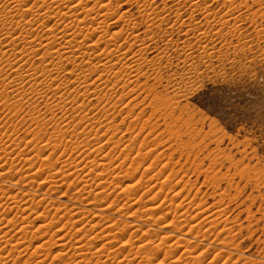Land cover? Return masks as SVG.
Returning a JSON list of instances; mask_svg holds the SVG:
<instances>
[{
    "label": "snow or ice",
    "instance_id": "6c2138e0",
    "mask_svg": "<svg viewBox=\"0 0 264 264\" xmlns=\"http://www.w3.org/2000/svg\"><path fill=\"white\" fill-rule=\"evenodd\" d=\"M88 4H91L92 7H87L86 5ZM24 5L25 4L22 5L24 15L27 13H34L33 20L27 21L26 23H34L37 20H41V17H43L38 27L42 28L44 32L53 34L56 29L60 27V24L63 23L61 18L69 17V13H71L73 9L81 10L84 14V19H77V16L80 15V12H77L71 16L70 23L64 24V29H62V31L75 26L79 31L72 34L73 39L82 31L86 33L84 40L89 39L92 34L99 32L100 39L88 46L93 49L98 48L103 42L115 44L116 41L120 37L125 36V34H127L128 38L124 40L123 44L117 45L113 51L110 52L105 50L104 52L96 54L100 57L119 56L116 63L120 64L121 61H123V64H121V67L117 71H113L116 65L111 62L93 65L91 60L84 61L85 64L89 65L88 71H77V69L82 68V65L75 64L74 61L69 60L68 62L73 63L74 67L71 72H65V61L61 58L62 53L59 49L54 53L46 50L44 56L37 57L41 62L48 56L56 57L55 61L52 62L54 66L51 71L40 73L41 76H44V79L41 80L40 83H35L38 77H36L34 73L38 71V69H32L31 73H21L20 69H16L17 76L15 80L5 83L7 77L3 76V73L6 71V68L0 67V77H3L0 79V112H2V115H0V130H2L0 131V161H4V163H0V169L4 168L5 164L9 163L7 159L11 155L8 151L11 147L8 143L9 140L16 144L17 148H20L21 143H24L25 147H27L36 141L37 147L34 150L37 151V153L45 149H51V153L43 159H41L39 154L33 158L34 160H39L41 163V166L37 168L35 172H31V170L28 169L33 177L30 181L32 184L36 183V176L47 173V178L41 180L39 186L34 191H24V189L29 186L24 182L28 180V176H20L14 183L10 179H7L10 176H19L22 171L19 169L14 171V169H16L14 163L11 164L6 171H0V181H3L0 183V233H3L0 235V245H2L0 246V253H5V249H9L5 255H0V264H9L10 260L11 264H13V261L16 262L26 254L28 255L27 260L31 258V264H45V262H47V264H79V260L76 259L72 261V257L80 256L79 248L81 245L78 241L84 237L87 229L81 231L82 227L77 228L76 224L75 231L79 232V239L74 237L71 240V244H69V233L72 229L64 227V224L61 227H56V225L60 223V220H63V215H60L58 219L55 216L53 217L54 219H48L47 214L50 211L49 207L45 206L42 212H38L37 210L40 209L45 201H47L49 205L54 201L49 199V197L54 193H59L61 186H63V182L66 181L68 176L73 175V173H69L67 169L76 168V166L65 164V160L62 163L59 157L53 159L57 151H60V156L72 152V145L77 142L61 141L59 138L66 134H71L75 137L84 136V140L77 145L76 152L80 149L84 151L88 150L86 147L90 143L88 132L84 130L81 132L76 131L85 121H88L95 131H99V129L95 127L96 125L106 127L102 136L92 137L93 140L97 141L103 137H108L103 144H98L97 147L92 148V152L99 154L106 146L111 145L110 152L106 153L105 157L102 159H109L112 157V153L117 149H120L121 155L125 152H130L132 144L140 133L145 132L146 129H150L144 136V142L140 143L138 146L134 159H138L140 163L132 172L133 175L143 168L144 175L127 187L121 188L118 183H114L110 187L113 191L119 189L120 195L130 197L134 190L141 187L144 188V193L141 196L144 198V196H146L145 190H147L148 195V193L152 192L153 187L156 186L153 184L151 187H147L146 184L157 181L160 185H164V192L166 187L169 190L173 185L182 184V187H180L178 191H173V195L176 198L181 197V193L185 192V190H187L188 195L189 192L193 193V190H195V195L191 194L193 200V198L197 197V191L206 187L209 191H212V199L215 200V204L213 205H216L215 208H218L219 217H224L223 220L217 218L213 221V224L224 223L231 225V227L221 229L217 234L219 237V235L227 233L225 239H219L221 242L227 239V244H219L222 247L219 250H215L214 246L217 245V242L216 239H213L209 241L206 247L201 249V245L204 239H206L205 234L200 232L193 235V230L197 228L198 225L188 227V231L185 232L184 229L187 227V224H184V219L190 222L196 220L197 216L203 215V212L208 211V208H204V204L207 203V200L202 198L203 204H201L200 200L199 203L192 205L191 209L196 213L195 215L185 216V212L181 213L179 216L183 219H177L175 227L172 226V219L168 220V217L171 215H168L166 218H162L161 215L155 216L157 223L154 227L158 231V235H156L150 233L148 227L142 228V225L148 224L138 217L135 218V223H124V219H133V213L135 211L124 216L123 219H113L116 213H121L123 215L126 209L125 207H117L116 200H113L115 204H113V201L108 202L106 197L107 195H111V193H108L107 189H105V198L100 199L103 203L99 204L105 206L99 208L96 212V217L105 216L104 213L112 210L113 215L106 216L110 217L112 222L107 223V221H101V223L106 224L108 229H112V231L108 233L111 239H108L107 236L101 237L99 233H96V229L100 228L101 224L98 223L99 227H96L97 224H93L92 227L94 230L90 233L96 234L90 235L89 233L88 239H92L99 235L100 239H105L107 241L105 243L107 247H104V245L102 248L95 249L94 251L92 250L93 253H99L100 255L107 254V257L112 259V253L115 252L119 254L123 249L134 248L135 251L129 252L128 254L131 255L132 260H137L138 256H143L145 253H152L154 249L162 244L164 248L172 249L167 264H237V261L241 258V253L247 250L248 246L237 250L235 247L236 242L243 240L249 235L256 236L260 229H264V148L255 152L254 149L257 145L246 143L243 135L238 139H230L223 135L218 127L213 126L210 128L206 123L201 124V117L193 114L191 109H187L183 101L189 96V89L197 87L200 81L205 79L206 73L211 75L217 72L231 75L232 70L244 66H252L260 50L264 48V0H211V2H209V0H159V3L157 0H76L75 3L73 0H35L32 7L25 8ZM37 5H39V8L47 7L50 11L56 12V15L50 17L48 12L39 13ZM53 5H56V8H53ZM61 5L66 8L69 5H71V7L68 8V12H61L59 11ZM185 5L193 9V14L189 16L187 20L182 21L181 16L183 13L179 11V8H184ZM214 6L218 7L214 9ZM188 8H185V11H188ZM196 9H198L199 12H196ZM210 9L214 10L210 11ZM101 10L104 11L101 13ZM160 12H164L166 15L161 17ZM221 12L223 15H220ZM93 13H96V15H92ZM197 14H203L204 24L196 20L195 17ZM209 16L214 18L220 16V18L218 20H209ZM224 16H228L229 20L234 21V23L230 24L229 20L224 19ZM113 17H115V19H113ZM170 18L178 23H173L168 27L162 28L161 26L166 24L167 20ZM48 19H56L57 23L51 28H45L44 21ZM258 19L261 22L260 24H257ZM88 21L96 23L97 26L95 28L91 26L87 28L81 27ZM121 24L122 27L120 30L110 36L108 29L114 25ZM205 24L207 25L206 30L198 31L201 27H205ZM215 24H219L221 27L213 32L212 27H214ZM186 27L187 30L182 31V29ZM141 28H143L144 31L139 35L135 37L131 35L134 30ZM249 28L252 29L251 32L248 31ZM28 34L30 35V33ZM141 36L151 43L145 44L144 40H141ZM180 37H184V39L181 40ZM217 37H219V40H217ZM4 39H7V36H0V44H2ZM20 39L21 37L15 38V40ZM48 39L49 44H51L53 40L58 38L52 35ZM59 39H62V37ZM129 39H131L133 43L128 46L127 51L121 53L120 48L123 47L124 44H128ZM15 40L12 42L15 43ZM84 40L79 42V48L73 49L71 47L72 40L67 41L65 44L61 45V47L65 51L79 52L80 49L85 46ZM136 41H140V43L137 44ZM221 41L224 42L221 43ZM233 41H235V43H233ZM31 43V41H25L26 46L24 52L28 55L29 59L39 50L32 49ZM217 44H219V47H217ZM152 45L156 46L158 54L153 59H147L145 53L148 52V49ZM4 47L7 46L5 45ZM40 47L47 49V45L44 44H41ZM133 48H137L138 50L129 57L133 63L128 64L124 58L128 56V52H131ZM13 55L18 54L13 53ZM91 55L92 54L89 52H81V55L77 57V59L83 60L84 56ZM7 56L8 54L6 52L0 51V64L10 67L12 63H18V61L14 59H8ZM21 67H23V65H21ZM46 68L47 66H45V69ZM145 68L147 69L146 71L143 70ZM101 69H103V71L96 77V80L92 81V84H96L97 81L103 83L104 81L102 78L104 77H107L108 80H115V83L112 84V88H109L107 93H104V90L99 86H97L94 92H89L88 88L92 85L86 84L85 81ZM53 72L56 73L55 77H52ZM28 75L32 76L33 86L25 90L24 85L19 83V81L23 80L24 77ZM49 77L52 78L50 79ZM69 77H74V79H68ZM122 80L125 81V83L121 84ZM57 81L59 83H57ZM13 84H16L20 92L25 96H30V98L31 96H35L38 101L46 100L47 102L44 104V110L41 111L35 103L28 105L27 101H25L24 104L21 105L20 100L10 101V93L7 90ZM53 84H56L55 88L52 87ZM71 85H76V87L69 92L68 89ZM117 85H120L117 91L127 89L118 97L113 91ZM129 85L134 86L129 88ZM81 88L84 89L83 93L79 91ZM61 90L68 95H73L74 93L78 94L74 95L71 101H68L63 95H56V93L61 92ZM49 93L52 95L49 96ZM80 96L84 97L85 103L77 104V100L80 99ZM88 96H94L97 100V107L95 109L96 116L104 113L102 119H96L95 116L90 117L88 115V112L93 111L92 108L88 107L91 103V101L88 100ZM113 97L116 99L115 103H111ZM127 97H132V99L123 104V107L120 108L119 111H116L119 102ZM141 97H143V99H141ZM101 100H108L113 111H116V115H120L121 112L127 110L118 124L108 121L109 113L107 107L99 106V101ZM54 101L61 102L55 103ZM145 101H147V103H145ZM64 104L74 106L71 109V113H68V109L64 107ZM208 106H211L213 115L226 107L219 99H209L206 97V103L201 104V107ZM25 107L29 108V112L26 113V115L37 127L21 132L20 128L17 127L20 121L14 123H9V121L13 120V118L18 116L21 112H24ZM77 109H79V111H77ZM85 109H88V111H85ZM138 109L139 113L134 116L133 113H136ZM58 111L61 113L59 117L56 115ZM149 111L150 114L146 119H143L141 123V118ZM45 113L48 114L49 119L55 126V130L47 143L39 144L37 137L42 133L46 134L47 126L49 125V119H44ZM64 113H68L69 115L74 113L75 115H72V120H76L77 116H79L80 119L69 128L67 124L63 123L64 120H68V115H64ZM229 115L230 113L224 112L221 116V120L225 122V127H228ZM235 115L239 117L241 114L237 110L235 111ZM129 118H131V124L135 125L141 123V126L139 131L136 132V135L132 136L131 140H129L131 143L128 142V144L121 149L120 145L123 141V136L129 135L134 129L129 128V132L123 133L120 140H117L115 143H113L112 138L120 133V127L124 125L126 121H129ZM246 118L247 117H244V119ZM114 119L115 117H113V120ZM105 121H107V126L105 125ZM68 123L70 124L71 120H69ZM85 127L87 128L88 125H85ZM233 127H228V130L230 132L233 131ZM8 128L13 130L11 134H9ZM160 128L163 130L158 132L157 129ZM37 129L39 130L37 131ZM154 132L156 136L153 137ZM109 133L112 135L109 136ZM22 135H30L32 139L27 141L20 140L19 138ZM13 137H16V139H13ZM148 137H153L152 141H149ZM54 140L59 142L53 143ZM149 143H153L155 146L148 147ZM164 145H168V149H165V151L171 150L170 154L167 156V162L161 165L160 170L157 171L155 175L148 176V173L152 172L158 161L162 159L164 153H159L146 168L144 167V162L152 153L156 152L157 148H163ZM145 149L147 150L145 151ZM23 151V149H20L21 153H23ZM92 152H89V155H91ZM177 156L178 159L173 161V158ZM70 159L71 156L69 155L66 160ZM119 159L120 155H116L109 159V161L113 163L115 160ZM125 159H127V157H125ZM181 161H184L185 164L190 162V167L185 169V167L181 165ZM25 163H30V161H25ZM80 163L84 162L80 161ZM86 164H84L85 168H87ZM100 164L101 163H97L96 161L94 170L88 168L89 171L85 173V176L90 177L93 173H95V176H99L101 171L96 172V169L101 168L99 166ZM103 164L108 165L109 163ZM57 165H61L60 170L53 171V169H56ZM177 165L180 166L178 169L176 167ZM31 166L34 167V165ZM170 166L172 167V171L161 180L160 177L163 175L164 170L168 169ZM117 167L122 168L123 161L121 164L117 165ZM83 171V168H79V172ZM112 171H114V169H111V172ZM181 173H183L181 179L175 180V177L179 176ZM189 173H191V175H189ZM107 176L108 173L105 171L104 177ZM193 176H195L197 180L203 177V183L199 186H197V183L190 184L188 188L185 189L181 181H185V177H187L186 181L192 180ZM145 177H147V181ZM57 178H59L61 182L59 186ZM80 178L74 179L71 183H68L67 188L69 190L76 188V185L82 182ZM101 178L102 177H100L99 180L101 183L105 184V180ZM238 179L243 183L242 187L240 184H235L234 186V182ZM173 180H175L174 184L172 183ZM205 180H207V184H205ZM73 183L74 186L69 188V184ZM93 184H96V181H93ZM44 185H49L48 191L37 199L39 188ZM169 185H171V187H168ZM222 185L226 186L224 191H220ZM96 187H100V184H96ZM13 189L16 190L15 194L9 195L8 192ZM82 189L83 187L77 188L76 191L71 192V194L70 191H64L58 199L74 196L77 192H82ZM89 189H91V186ZM249 189L250 192L247 198L241 200L245 190ZM89 191L92 193V196L102 195V193H96L94 189ZM206 193L208 192L204 194ZM232 193H235V195H232ZM252 193H258V195L253 196ZM82 195L84 196V202L87 200L89 204L92 203V200H88V197L91 196L87 193H82ZM155 195H152L150 199ZM217 195L220 197L218 200L216 199ZM17 197H20V199H16ZM24 197H28V200L32 201L30 209L23 207L24 204L28 203V201L24 200ZM157 199H155V201ZM185 199H187L189 203L192 201L188 199L187 195L184 196L182 200ZM258 202L259 206L256 208V212H253V207H255ZM133 203L136 204V200H133ZM161 203H164V201ZM179 204L180 202L175 205ZM99 205H97V207ZM213 205H210V207L213 208ZM220 205L224 207H219ZM232 205L236 206L234 211L236 209L240 211L234 219L229 220L228 217L225 216V212H227L228 208ZM85 207L87 208V204H85ZM160 207L161 205L158 204L155 208ZM184 207L185 205L178 207L177 211ZM197 209H200V211H196ZM13 210H15V214L9 218L8 214L12 213ZM26 212L28 215H24ZM245 213H247L246 225L237 224V220ZM72 215H76V213L73 212ZM38 216L47 220V223L33 228L35 221L41 219H38ZM206 219L207 218H205V220ZM145 220H147V217H145ZM85 221L87 220L85 219ZM117 221H119V223H117ZM125 224L129 225V227H125ZM233 228L237 229V231L234 232ZM4 229H8V231H4ZM160 229H167L169 231L165 233L164 230L159 231ZM9 232H12L13 235L9 236ZM49 232H51L49 239L52 240V245H49L48 239L29 252L32 242L37 239L43 240V237L48 236ZM58 233H63L64 235L58 236ZM259 233L260 236L264 235V232L259 231ZM17 235L20 236V239H16L15 242H13ZM165 237H167V239H165ZM233 237L234 239H232ZM60 241H63V243H60ZM138 241L139 244L137 246ZM169 241H171V243H169ZM60 244H63L64 247H60ZM228 244L232 246L229 247ZM20 245H25V247L13 258V254L17 253V248H19ZM45 245H48V247H45ZM77 245H79V247H77ZM109 246H113L111 251H108ZM56 248H59L60 251L53 254V249ZM74 248L76 251H73ZM179 249H183V251L177 255V250ZM198 249L201 250L197 251ZM161 252L163 251L156 252L155 257ZM59 253H63V255H58ZM193 253H195V255ZM9 257H11V259H9ZM88 257L89 256H85L84 259H89ZM248 257L250 260L248 262L241 261V264H264V255L258 256L255 250L248 251ZM127 258V255H125L122 259L113 260V264H125ZM163 259L164 256L158 261H163ZM27 260L23 261L22 264H25ZM102 262L103 264H107L106 260Z\"/></svg>",
    "mask_w": 264,
    "mask_h": 264
},
{
    "label": "rangeland",
    "instance_id": "374dc122",
    "mask_svg": "<svg viewBox=\"0 0 264 264\" xmlns=\"http://www.w3.org/2000/svg\"><path fill=\"white\" fill-rule=\"evenodd\" d=\"M157 2L159 3V0H157ZM209 2H211V0H209ZM216 7H218V6H214V9ZM185 8H188V5H185L184 8H179V11L183 13V15L181 16V20L182 21L187 20L188 17L193 14V9L188 8V11H185ZM214 9H210V11H212ZM195 11L199 12L198 9H196ZM43 12L44 11H42V13ZM160 15H161V17H163V16L166 15V13L160 12ZM220 15H223V13L221 12ZM231 15H234V14H231ZM195 18H196L197 21H200L202 24L205 23L203 21V14H197ZM219 18H220V16H216L215 18L212 17V16L208 17L209 20H218ZM113 19H115V17H113ZM224 19L225 20H229V17L228 16H224ZM173 23H178V22L175 21L174 19L170 18V19L167 20L166 24L162 25L161 27L162 28L168 27V26H170ZM229 23L230 24L234 23V21L229 20ZM260 23L261 22L258 19L257 20V24H260ZM0 24H1L0 25L1 26L0 30L2 28V30L0 31V34H1L0 36H7L6 33L9 32L8 31L9 29H10V31L12 29L13 30L12 32H14V33H16L18 31V33H16V34L19 35V33H21L23 31V29H24L21 25H19V26H21L22 28L18 27V24L16 23V24H13L14 26L10 25L11 27L7 28V31H6V29L3 27L4 26L3 22L0 21ZM52 24L53 23H49L47 25H52ZM114 26L115 27L117 26V27L120 28V27H122V24L121 25H114ZM7 27H9V26H7ZM206 27H207V25L205 24V27H201L200 29H198V31H205ZM220 27H221V25L215 24V26L212 27V31L215 32ZM245 27H247V26H245ZM186 30H187V27L185 29H182V31H186ZM4 31H6V33ZM19 31H21V32H19ZM111 31H113V29L110 30L109 32H111ZM143 31H144V29L141 28V29H137L136 32L138 34H140ZM225 31H226V29H225ZM248 31L251 32L252 29L249 28ZM149 35H151V34H149ZM170 35H171V33H170ZM141 37H143V36H141ZM180 39L183 40L184 37H180ZM8 40H10V41L8 42ZM217 40H219V37H217ZM11 42L12 41H11L10 37L7 36V39H4L2 41V44H3V46L6 45L7 46L6 48L9 49V48H11V45H12ZM123 42H124V40L119 41V45L123 44ZM223 42L224 41H221V43H223ZM150 43H151L150 41L146 40V44H150ZM214 43H215V41H214ZM233 43H235V41H233ZM130 44H131L130 42H128V44H124V46L122 47V52L127 51L128 46ZM103 45L104 44H102L100 47H103ZM8 46H10V47H8ZM217 47H219V44H217ZM95 49L94 50L97 52L98 49L97 48H95ZM136 49L137 48H133L131 52H128L127 58L131 57L138 50V49L137 50ZM157 54H158V50L156 49V46L152 45L148 49V52L145 53V56L147 57V59H153L154 57H156ZM36 59H37V57L34 59L35 62H36V65L37 64H42V63H39V62H41L39 59H37V60ZM96 63H98V61H95L92 64H96ZM87 66L89 68V65H87ZM0 67H5L6 68V71L3 73V76H6L8 79L5 80V82L7 83L8 81H10V79L12 81V78H10V76L13 77V75H14V69L12 68L13 66L10 68L7 65L4 66V65L0 64ZM70 68H68V72L70 71ZM143 70L146 71L147 69L145 68ZM64 71L67 72L66 70H64ZM2 78L3 77H0V79H2ZM40 79L43 80V77L40 76L38 78V83L41 81ZM68 79H74V77H69ZM102 79H103L104 83L101 82L102 84H101L100 88H102L104 90V93H105V91L106 92L108 91L109 87L112 88V84L115 83V80H108L107 77H104ZM123 83H125V81L122 80L121 84H123ZM104 84H106V85H104ZM107 84H109V85L107 86ZM24 86H25V88H24L25 90H28L30 88L29 84H26ZM133 86L134 85H129V88H131ZM75 87H76V85H71L69 87L68 91L71 92L72 89L75 88ZM119 88H120V85H117L116 88L113 89V91L116 93L117 97L121 96L123 91L127 90V89H122L120 91H117V89H119ZM7 91L10 93V96H9L10 97L9 98L10 101L20 100L21 101V105H23L25 101H27L28 105H32V104L35 103L37 105V107L41 111L44 110V104L47 102L46 100L38 101L35 96H31V98H30V96H25V95L23 97H18L17 93L15 94V92L13 91V89L11 87ZM189 91H190L189 96H187L184 99L183 102H184V104H185L187 109H191L193 111V114L198 115V116L201 117V120H200L201 124H205L206 123V124H208V126L210 128L213 127V126L218 127L220 132L223 135H225L227 138H230V139L231 138H237L238 139L241 135H243L244 141L246 143H252V144L257 145V147L254 149L255 152H258V151L261 150V148H264V48H262L260 50V52L258 53L257 59H256V61L253 62L252 66H250V67L249 66H244L242 68H237L235 70H232V74L231 75H227V73H217V72H214L211 75L206 73L205 74V79L201 80L197 87L190 88ZM77 94L78 93H74L73 95H68V101H71L74 98V95H77ZM48 95L51 96L52 94L50 95V93H49ZM58 96H60V94H58ZM206 97L209 98V99L217 98L224 105H226V107L223 108L221 111H219L217 114L213 115L211 106L201 107V104L206 103ZM131 99H132V97H127L124 100L120 101L116 111H119V109L123 107V104L127 103L128 100H131ZM141 99H143V97H141ZM88 100L91 101V103L88 105V107L93 109L92 112H88V115L90 117L95 116L96 119H102L104 113H101L99 116H96L95 109L97 107V100L95 99V97L94 96H92V97L88 96ZM77 102H78L77 104H82V103H85L86 101H85L84 97H81V101L80 102L77 101ZM115 102H116V99H115V97H113L111 103H115ZM145 103H147V101H145ZM99 106L100 107H107V111L109 113L108 121L110 120L114 124H118L119 121L122 119V117L127 112V110H125L124 112H121L120 115H116V111H113V109H112V107L110 105V102L107 101V100L99 101ZM72 107H74V106L68 104V106H67L68 113H71ZM237 110L241 114L239 117L235 115V111H237ZM77 111H79V109H77ZM85 111H88V109H85ZM28 112H29V108L25 107L24 112H21L18 116H15L13 118V120L9 121V123H14L16 121H20V123L17 124V127L20 128L21 132H24L25 130H30V129L36 128L37 126L35 124H33L32 121L26 115V113H28ZM224 112L230 113V115L228 116V127H233L234 126L233 127V131H231V132L228 130V127L224 126L225 122L221 120V116L223 115ZM68 113H64V115H68V120H64L63 123L67 124L68 127L70 128V127H72L73 124H75L80 119V117L77 116L76 120H72V115H75V114L73 113L72 115H69ZM138 113H139V109L137 110L136 113H133V115L135 116ZM149 114H150V111L145 113L144 117L141 118V123H142V120L146 119ZM0 115H2V112H0ZM56 115L59 117V116H61V113L58 111ZM113 117H115L114 120H113ZM244 117H247V118L244 119ZM44 119H49V116H48L47 113H45ZM69 120H71L70 124L68 123ZM130 121H131V118H129V121H126L125 124L120 127V133H118L115 137H113V143H115L117 140H120L121 135L123 133L129 132V128L134 129V131H132L129 135H124L123 136V141H122V143L120 145L121 149H123L126 146V144H128V142H129V140H131L132 136L136 135V132L139 131V128L141 126V123H137V124L133 125V124L130 123ZM85 125H88V127L86 128ZM105 125L107 126V121H105ZM95 127L98 128L99 131H95L93 129L92 125L89 124L88 121H85L84 124H81L80 127L76 129L77 132H81L82 130L88 132V139L90 141V143H89L90 145L89 144L88 145L90 147L88 145H87L88 147L86 146L87 149L89 148L87 151H83V149H80L76 153V147H77V145L79 143H81V141L84 140V136L75 137V136H72L71 134H68L67 141H73V142L77 141V142L72 145V152H69L67 155H65L64 160H66L68 158V156L70 155L71 158H72L70 160L76 162V163L73 162L74 163L73 165L76 164L75 166H77V165L79 166V167H76V168H82L83 167V169H85L86 171L84 170L83 172L80 173V172L74 171L76 169V168H74L73 171L77 173V176H76V174L70 175V177L68 176L66 181L63 182V186H61L60 192L59 193H54L52 196L49 197V199L54 200V201H52L50 203V205L48 204L47 201H45V203L41 205L40 209L37 210L38 212H42V211H44L45 206L49 207L50 211L47 214L48 215V219H51L52 217H54V216H52V214H54L56 212L55 209L59 208L57 211L60 210V212L64 213V214L63 213H59V216L62 214L64 217H62L63 220H60V223L58 225H56V227H61L64 224V227L72 229V231L69 233V240H70L69 244H71L72 238H74V237H77L76 239L79 238L78 237L79 236V232L75 231V225L76 224H78V225H76L77 228L82 227L81 231H85V229H87L86 230L87 233L85 231V233H86L84 235L85 237H88L87 234H89L90 232H92L94 230L93 227H92V224H97L98 225V223L101 224V227L96 229V233H99L101 237L107 236V238H108L110 236V235H108V233H110L112 231V229L106 228L107 227L106 224L105 223H101V221H107V223H111L112 222L110 220L111 218L110 217H106V216H112L113 215L112 210H109L108 212L104 213L105 216L96 217V212L99 210V208L105 206V205H102V204L99 205L100 203H103V201H100V199H104L105 198V195H104V190L105 189H103L105 187H107L106 188L107 192L111 193V195H107V197H106L107 201L111 202L113 200H116L117 201V207H121V208L125 207V209H126V211H125V213L123 215L121 213H116L115 216L113 217V219H116V218L123 219L124 216H127L131 212L135 211L133 213V219H130V220L129 219H124V223H135V218L138 217L140 220H144L145 223L148 224V225H142L141 227L142 228L148 227L149 228V232L152 233V234H156V235H158V231L154 227L155 224L157 223V221L155 219V216L161 215L162 218H166L168 215H171V216L168 217V220L172 219V226L175 227L177 219H183L182 217L179 216L181 213L185 212V216H188V215L191 216V215L196 214L191 209L192 205L196 204V203H199L200 200H201V204H203V199H205V200H207V203L204 204V208H208L209 210L206 211V212H203L205 215L203 214L201 216H197L196 220H192V221L189 222L187 219H184V224H187V227H185V229H184L185 232L188 231V227H191L192 225H197V223H198V227L193 230V235H195L197 233H200V232H203L205 234L206 239H204L203 244L201 245V249L203 247H206L208 245L209 241H211L213 239H216V242H217V245L214 246L215 250H219L222 247L219 244H227L228 243L227 239L225 241H223V242H221L219 240V239H225L226 236H227V233H223V234L219 235V237L217 236V234L220 232L221 229H224L226 227H231V225L230 224H224V223H219V224H215V225L212 224L213 221L216 220L217 218H219V220H223L224 217H219V214H217L218 213V208H215L216 205H213V204H215V200L212 199L213 198L212 191H209L206 187L205 188H201L200 191L198 190L197 193H196L197 197L193 198V200H192V195H195V190H193V193L189 192V195H188L187 190H185V192L181 193V197H178V198H176L173 195V191H178L180 189V187H182V184L181 185H173L172 187H171V185H169L168 187H171V188H169V190H168V188L166 187L165 188V192H164L163 190H161L162 187H160V184L157 181H152L151 183L146 184V186L147 187H151L153 184H155L156 186L152 189L151 193H148V195H147V190H145V195L146 196H144V198L141 197L143 195V193H144V188H141V187H138L137 190L134 191V193H132L133 195L131 194L130 197H124V196L120 195L119 194V189H117L116 191H113L112 188H110L114 183H118L121 188L127 187V186L135 183V181L137 179H139L143 175V173H144L143 168L139 172H135L133 175H132V172H133L132 170L135 167H138V164L140 163V161L138 159H134L135 156H136V151L138 150L139 144L144 142V136L147 134V131H149L150 129H146L145 132L140 133V135L137 137L135 142L132 144L130 153L129 152H125L123 155H121L120 149H117L115 152H113L112 153V157H115L116 155H120V159L119 160H115L114 163H112V164L109 161V159H111L112 157H110L109 159H102L103 158L102 156H105V154L108 153V151L110 152L111 145L106 146L104 148V150L102 152H100L99 154L93 152L94 154H92L93 157H91V158H95L97 160L100 159L99 161H97V163H102L100 165H101V168H103V169H100L99 171L98 170L96 171V172H100L101 171L98 177H95V173H93L90 176L91 179L89 178V176H85V172L87 173L88 170L89 169L91 170L93 167H91L90 163L86 164L88 161L84 158L85 157L84 153L87 154V152H88V154H89V152H91L93 146L97 147L98 144H103L104 141L108 139V137H103L98 142L96 141L97 142L96 143L95 140L92 139V137L93 136H102L103 132L106 130V127H100L99 125H96ZM38 130L39 129H37V131ZM54 130H55V126L52 124V121L49 119V125L47 126L46 134L42 133L39 137H37V140L39 141V144L47 143V141L51 137V135L54 132ZM162 130H163L162 128L157 129L158 132L162 131ZM0 131H2V130H0ZM12 131L13 130L11 128H8L9 134H11ZM111 135L112 134L109 133V136H111ZM154 136H156L155 132L153 133V137ZM153 137H148V140L152 141ZM13 139H16V137H13ZM19 139L23 140V141H27L29 139H32V136H30V135H22V136H20ZM8 143L11 145V147L8 149V151L11 153L12 156L10 155L8 157L9 163L5 164L4 168L0 169V171H6L11 166V164L14 163L16 165V169H14V171L18 170V169L22 170V171L20 172L19 176H10L7 179H10L14 183L17 179L20 178V176H28V180H25L24 182L27 183L29 186H28V188H25L24 191L30 192V191L36 190V188L40 184V181L47 178V173H44L43 175L41 174L42 177L40 175L35 177V180H36L35 184L30 183V181L33 179V177L31 176V174L28 171V169H30L31 172H35L36 169L41 166V163H40L39 160H38V163H37L36 162L37 160L35 162H33V159L31 160V158H30L31 156H32V158H34L36 156L37 151L34 150V148L37 147L36 141H34L32 145H28L27 147H25L24 143H21L20 144V148H17L16 144L12 143L11 140H9ZM129 143H131V141ZM154 146L155 145L153 143H149L148 144V147H154ZM20 149L24 150L23 153L20 152ZM165 149H168V145H164L163 148H157L156 152L152 153L148 157L146 162H144V167L146 168L148 166V164L151 163V161L153 159H155V157L159 153H161V152L164 153V156L162 157V159L160 161H158V163L154 167L153 171L148 173V176L154 175L157 171L160 170L161 165L163 163L167 162V156L170 154L171 150L169 149L168 151H165ZM46 150H48L47 152L50 151L49 154L51 153V150H49V149H46ZM146 150L147 149H145V151ZM47 152L43 156H41V159H43L46 155L48 156ZM57 152H59V153H56V156H53V159H56L57 157H60V151H57ZM128 153H129V155L130 154L131 155L129 156ZM101 154H102V156H101ZM126 155H128V156H126ZM125 156L127 157V159H125ZM27 158L30 159L31 162H33V163H31V162L30 163H25V161H30ZM74 159H76V160H74ZM95 159H93L94 161L93 160L92 161L94 162V164L96 166ZM175 159H178V156L174 157L173 161H175ZM70 160H68L69 163H70ZM80 161H83L84 163H80ZM122 161H123V164H124L122 171L125 170L127 172V173L125 172L126 174L124 172H122L121 169H116L115 168V166H117L118 163L121 164ZM109 162H110V164H108L109 167L107 165H105V166L103 165V163L106 164V163H109ZM0 163H4V161H0ZM79 163H80V165H79ZM30 164H32V165L34 164V167L32 166V168H31ZM84 164L87 165L86 166L87 168L84 167ZM89 164H90V167H89ZM181 165H183L185 167V169H187L188 167H190V162L188 164H185L184 161H181ZM57 166H58V168L60 167V165H57ZM107 167H108L109 170L106 169ZM176 167L178 169L180 166L177 165ZM104 169L108 173L107 177H104L105 175H103V174H105L104 173L105 172ZM111 169H115V170L111 172ZM53 170L54 171H58V169H53ZM76 170L78 171L79 169H76ZM171 171H172V167L171 166L168 169H165L164 173L160 177V179L161 180L164 179V177L167 176L168 173L171 172ZM221 171H223V170H221ZM189 175H191V173H189ZM82 176H83V178L81 179L80 177H82ZM119 176L120 177L122 176L121 177L122 179L126 178L125 181H123ZM182 176H183V173H181L179 176H176L175 180L181 179ZM100 177H102L101 178L102 180H106L105 184L101 183V181L99 180ZM134 177H136V178H134ZM79 178L81 179L82 182L80 184L76 185V188H74L72 190H69L67 188V184L71 183L74 179H79ZM117 178L119 180H117ZM131 178H132V180H131ZM57 179H59V178H57ZM184 179H185V181H181V183L184 184L185 189H187L190 184H194V183H197V186H199L200 184L203 183V180H204L203 177H200L199 180H197V178L195 176L192 177V180L186 181L187 177H185ZM145 180L147 181V177H145ZM175 180L172 181L173 184L175 183ZM93 181H96V184H99V182H100V187H96V184H93ZM2 182L3 181H0V183H2ZM60 183L58 184V186L60 185ZM205 184H207V180H205ZM235 184H240L241 187L243 186V183L239 179L234 182V186H235ZM73 186H74V183L73 184H69L68 187L71 188ZM85 186L88 187V188H86ZM90 186H91V189H89ZM103 186H105V187H103ZM82 187H83L82 192H77L74 196H71V197H64L62 199H58V197H60L62 192L70 191V194H71V192L76 191L77 188H82ZM48 188H49V185H44L43 187H40L36 198L39 199L40 196H42L45 192L48 191ZM93 188H94L96 193L99 192V193H102V195H100V196H92V193L89 190H92ZM225 188H226V186L222 185L221 188H220V191H224ZM159 189H160V191H159ZM15 191L16 190L13 189V190L9 191L8 194L9 195H14ZM205 192H208V193L204 194ZM249 192H250V189L249 190H245L244 195L241 197V200L246 199L247 196L249 195ZM82 193H85V194L87 193L89 196H91V197H88V200H92L91 204H89L87 200L84 202V196L82 195ZM135 193H136V195H135ZM199 194H200V196H199ZM152 195H155V196H153L152 199H150V197ZM186 195L188 196L189 200H192L191 203L193 202V204L189 203V201L187 199H185L186 201L182 200V198L184 196H186ZM232 195H235V193H232ZM252 195L256 196V195H258V193H252ZM157 196L158 197L160 196V197L158 198ZM219 198H220L219 195H217L216 199L218 200ZM17 199H20V197H17ZM155 199H157V200L155 201ZM172 199H174V200H172ZM24 200L28 201V203L24 204L23 207L30 209L32 201L28 200V197H24ZM133 200L137 201L136 204L133 203ZM180 200H182V201H180ZM162 201H164V203H161ZM183 201H184V203L179 204V206H181V205L184 206L185 205V207L181 208V209H179L177 211V208L179 206L175 205V204L179 203V202L181 203ZM85 204H87V208L85 207ZM113 204H115V201H113ZM125 204H128L129 207H128V205H125ZM158 204H160L161 207L160 208H155L156 205H158ZM97 205H99V206L97 207ZM187 205H188V208H186ZM210 205H213V208H211ZM258 206H259V202L257 203V205L255 207H253V212H256V208ZM219 207H224V206L220 205ZM235 208H236V206L232 205L231 207L228 208V211L225 212V216H227L229 220L234 219L236 217L237 213L240 211L239 209H236L234 211ZM185 210H187V211H185ZM53 211H55V212H53ZM188 211H190V212H188ZM196 211H200V209L199 210L197 209ZM215 211H217V212H215ZM73 212H75L76 215H72ZM153 212H155V213H153ZM192 212H194V214H192ZM14 213H15V210H13L12 213H9L8 217L11 218V216L14 215ZM190 213H191V215H190ZM55 214H57V213H55ZM209 214H211L210 216L212 217V220H211L212 223L210 225H209V223L207 221L205 222V219H204V218H207L205 216L209 215ZM212 214H213V216H212ZM24 215H28V213L26 212V213H24ZM70 215H71V217H70ZM59 216L56 215L55 217L58 219ZM145 217H147V220H145ZM78 218H79V220H78ZM257 218H258V216H257ZM30 219H31V217H30ZM85 219L87 221H85ZM41 220H42V218H41ZM41 220L35 221V223L33 224V228L39 227L41 224L47 222V220L46 221H41ZM202 221L205 222V223H203ZM117 223H119V221H117ZM246 223H247V213H245L244 215H241L239 220H237V224L246 225ZM89 224H90V226H89ZM97 225H96V227H99V225L98 226ZM212 225H213V227H212ZM125 227H129V225L125 224ZM257 227H259V226H257ZM163 230L164 229H160L159 231H163ZM4 231H8V230L4 229ZM129 231H131V230H129ZM164 231H165V233H167L169 230L166 229ZM233 231L235 232V231H237V229L233 228ZM259 231L264 232V229H260ZM259 231L257 232L256 236L255 235H249L248 237L244 238L243 240H241L239 242H236L235 247H236L237 250L243 249L245 246H248V249L241 253V258H240V260L237 261V264H241V261L248 262L250 260V258L248 257V251L255 250V252H256V254L258 256L259 255H264V235L260 236ZM96 233H90V235H94ZM2 234L0 233V235H2ZM58 234H57L58 236H62L63 235V233H61V234L58 233ZM12 235H13V233L9 232V236H12ZM50 236H51V232H49L48 236H44L43 240L37 239V240L33 241L32 244H31V248L29 249V252L32 250V247H34L33 249H35L36 247L39 246V244H41L44 241L48 240L50 238ZM100 236L98 235V236L93 237L96 241L95 240L93 241V243H94L92 245L93 248L92 247H91L92 249L90 248V250L88 251L89 254L85 253L87 251H85V252L84 251H80V252H84L82 254V255H84L83 257L89 256L88 258H90V260H91L93 255H95V253H93L91 250L94 251L96 248L97 249L98 248H102L105 245V243L107 241L105 239H100ZM189 238H192V237H189ZM16 239H20L19 235H18V237L16 236L14 238V240H16ZM108 239H111V236ZM165 239H167V237H165ZM232 239H234V237ZM14 240H13V242H15ZM49 241L51 242L52 240L49 239ZM79 241H78V243H79ZM60 243H63V242H60ZM169 243H171V241H169ZM138 244H139V241L137 242V246H138ZM0 246H2V245H0ZM23 246L25 247V245H22V246L20 245L21 248L20 247L17 248L18 251H17V253L13 254V258L16 257L15 255L20 253L19 251L22 250ZM228 246L231 247L232 245L228 244ZM46 247H48V245ZM60 247H64V246H62V244H60ZM104 247H107V245H105ZM112 247L113 246H109L108 251H111ZM160 248H162L161 250L163 252H161L160 253L161 255L159 257H157V258L162 259L163 256L165 255L164 256L165 259H163V261H158L159 259L157 260L156 258H154V259H156L158 261V263H157V261H155V260L153 261L152 260L153 262L151 261L152 263L150 262V264H160V263L161 264H163V263L167 264L168 257L171 255V253H170L171 249L163 248L162 244L159 246V249ZM201 249H198L197 251H199ZM74 250H75V248H74ZM7 251H9V249H5V253H0V255H5L7 253ZM58 251H60L59 248L53 249V254H56V252H58ZM134 251H135V249L133 248V249H123V250L120 251L119 254L114 252V254L112 253L113 255L112 254L111 255L114 256L115 259L113 257H112V259H109L107 257V254H106L105 255V260L107 261V264H111L113 262L112 260L122 259L123 256H125L127 254L128 255V258H127V261H126V263H127L129 260H132L131 259V255L128 254V253L129 252H134ZM182 251H183V249L177 250V255H179ZM115 254H117V255H115ZM193 254L195 255V253H193ZM58 255H63V253H59ZM26 256H28V255L22 256L20 258V260H19L20 262L17 260L19 263L17 261L16 262L14 261L13 264H15V263L22 264L23 261L28 259ZM79 257H74L73 256L72 257V261H74L75 259L78 258L77 260L80 261L79 264H81V263L82 264H91V263L93 264L92 260H91V262H89L90 260H88V259H85L86 261L81 259V257H82L81 255ZM140 257L141 256H139L137 260H134L135 262L131 261V264L132 263L133 264H135V263L136 264H143L140 261L141 260ZM9 258L11 259V257H9ZM209 259H210V256H209ZM29 260H31V259L29 258ZM29 260H27L25 264H28V262H29V264H31V261H29ZM10 263H11V260L9 261V264ZM45 264H47V262H45Z\"/></svg>",
    "mask_w": 264,
    "mask_h": 264
},
{
    "label": "bare ground",
    "instance_id": "6f19581e",
    "mask_svg": "<svg viewBox=\"0 0 264 264\" xmlns=\"http://www.w3.org/2000/svg\"><path fill=\"white\" fill-rule=\"evenodd\" d=\"M73 2L75 3L76 2V0H73ZM35 3V0H28V2H27V0H0V21L1 22H3V27L6 29V31H7V28H10L11 26L10 25H13V24H18V27H23L24 29H23V31L21 32V31H19V32H21V33H19V35H17L16 33H18V31L16 32V33H14V32H12L13 30L11 29V31H10V29L8 30L9 32L8 33H6V31H4L5 33H6V35L8 36V37H10V39H11V41H14L15 40V38L16 37H21V39L20 40H15V43H13V42H11L12 43V45H11V48H9V49H7L6 47H4L3 46V44H0V51H3V52H6L7 54H8V56H7V58L8 59H14L15 61H18V63H12L11 64V66H10V68L12 67L13 69H14V75H13V77L12 76H10V78H12V81L13 80H15V78H16V76H17V72L15 71L16 69H20V72L21 73H25V72H29V73H31V70L32 69H38V71H36L35 73H34V75L36 76V77H40L41 75H40V73L41 72H45V71H51V69L53 68V61H55V59H56V57L55 56H48L43 62H39V63H42V64H37L36 65V62H35V58L36 57H40V56H44V54H45V51L47 50L48 52H56L58 49H59V51L62 53V59H64V61H65V64H64V70H66L67 72H68V68H70V71L69 72H71L72 70H73V67H74V64L73 63H69L68 61L69 60H72V61H74L75 62V64H80V65H82V68H80V69H77V71H88V64H85L84 63V61L85 60H91V63H93V62H95V61H98V63H96V64H104V63H106V62H111L112 64H115L116 65V67L113 69V71H117L120 67H121V64H123V61H121V63L120 64H117L116 63V61L119 59V56H117V55H113V56H111V57H100V56H98V55H96L97 53H100V52H104L105 50H107V51H113L116 47H117V45H119V41H122V40H125V39H127L128 37H127V34H125V37L124 36H122V37H120L117 41H116V43L115 44H108V43H106V42H103V43H101L100 44V46L102 45V44H104L103 45V47H98L97 49V52L93 49V48H91V47H88L89 45H92V44H94L98 39H100V33L99 32H97V33H94V34H92L90 37H89V39H87V40H84V36L86 35V33L85 32H80V34L79 35H76L75 36V39H73V33L74 32H77V31H79V29H77L75 26L73 27V28H70V29H67V30H63L62 31V29H64V24H68V23H70L71 22V16L72 15H74V14H76L77 12H80V15H78L77 16V19H84V14L81 12V10H79V9H73L72 10V12L71 13H69V17H67V18H61L62 20H63V23H61L60 24V27L59 28H57L56 29V31H55V33L53 34V33H47V32H44V30L42 29V28H39L38 27V25L41 23V20H43V17H41V20H37V21H35L34 23H31V24H28V23H26L27 21H32L33 20V17H34V13H27V14H25L24 15V10H23V8H22V5L23 4H25L24 5V7L25 8H28V7H32V5ZM87 7H92V5L91 4H88V5H86ZM37 7L39 8V5H37ZM53 8H56V5H53L52 6ZM71 7V5H69L67 8L66 7H64L63 5H61L60 7H59V11H61V12H68V8H70ZM42 11H44V12H48V15L50 16V17H54L55 15H56V12H53V11H50L47 7H44V8H39V13H42ZM104 10H101V13L103 12ZM43 12V13H44ZM92 15H96V13H93ZM163 15V14H162ZM101 18H102V16H101ZM49 23H53L52 25H47V24H49ZM57 23V21H56V19H48V20H46V21H44V27L45 28H51V27H53L55 24ZM1 25V24H0ZM19 25H21V26H19ZM7 26H9V27H7ZM14 26V25H13ZM12 26V27H13ZM88 26H92L93 28L94 27H96L97 25H96V23H91V21H88V22H86L83 26H81V27H84V28H87ZM1 27V26H0ZM21 27V28H22ZM121 28V27H120ZM120 28L119 27H111L110 29H108V33H109V35L111 36L112 34H114L115 32H117V31H119L120 30ZM113 29V31H111V32H109L110 30H112ZM1 30H2V28H1ZM0 30V31H1ZM15 30V29H14ZM22 30V29H21ZM34 30V31H33ZM90 31V30H89ZM137 30H134L132 33H131V35L133 36V37H135V36H137V35H139L137 32H136ZM2 33V32H1ZM28 33H30V35L28 34ZM137 33V34H136ZM140 33V32H139ZM1 35V34H0ZM5 35V34H4ZM52 35H55L58 39H56V40H53L52 41V43L51 44H49V37L50 36H52ZM60 37H62V39H59ZM69 40H72V45H71V47L73 48V49H75V48H79L80 47V44H79V42L81 41V40H84V47L83 48H81L80 49V51L79 52H76V51H65L62 47H61V45H63V44H65L67 41H69ZM141 40H144V43L146 44V40H145V38L144 37H141ZM6 41V40H5ZM10 40H8V42H9ZM25 41H31L32 43H31V48L32 49H39L36 53H35V55L31 58V59H29V57H28V55H26L25 54V52H24V49H25V46H26V44H25ZM128 42H130L131 44L133 43V41L131 40V39H129V41ZM136 43L137 44H139L140 43V41H136ZM41 44H44V45H47V49H45V48H42V47H40V45ZM8 47H10V46H8ZM125 48V47H124ZM124 50V49H123ZM137 50V49H136ZM95 51V52H94ZM81 52H89V53H91L92 55L91 56H84V58H83V60H81V59H77V57H79L80 55H81ZM120 52L121 53H123L122 52V47L120 48ZM13 53H17L18 55H13ZM93 57H95V58H93ZM37 60V59H36ZM124 60L125 61H127L128 62V64H132L133 63V61L132 60H130L129 58H127V56H125V58H124ZM1 65H4V64H1ZM21 65H23V67H21ZM93 65H95V64H93ZM5 66V65H4ZM45 66H47V68L45 69ZM70 66V67H69ZM103 71V69H101V70H99V71H97L94 75H92L87 81H85V83L86 84H91L92 86L90 87V88H88V91L89 92H94L95 91V89L97 88V86H101V81H97V83L96 84H92V81L93 80H96V77L97 76H99L100 74H101V72ZM55 75H56V73H52V77H55ZM96 75V76H95ZM9 76V75H8ZM95 76V77H94ZM41 77H43V79H44V76H41ZM52 77H49L50 79L52 78ZM8 79V78H7ZM41 80V79H40ZM10 81H11V79H10ZM6 83V82H5ZM19 83H22L23 85H26V84H29L30 85V88L33 86V79H32V76L31 75H28V76H25L24 77V79L23 80H21V81H19ZM35 83H38V79L35 81ZM40 83V82H39ZM57 83H59L58 81H57ZM104 83V82H103ZM106 83V82H105ZM114 84V83H113ZM104 85H106V84H104ZM109 84H107V86H108ZM106 86V87H107ZM52 87L53 88H55L56 87V84H53L52 85ZM11 88L13 89V91L15 92V94L17 93V95H18V97H23L24 95H23V93L22 92H20V89L17 87V85L16 84H13L12 86H11ZM24 88H25V86H24ZM110 88V87H109ZM108 88V89H109ZM107 89V88H106ZM80 93H83L84 92V89L83 88H81L80 90ZM105 93H107L106 91H105ZM14 94V95H15ZM58 94H60V96L61 95H63V97L66 99V100H68V94L67 93H65L63 90H61V92H57L56 93V95L58 96ZM50 95H51V93H50ZM12 97V96H11ZM81 97H83V96H80V99H78L77 101H81ZM92 97V96H91ZM10 98V97H9ZM33 98V97H32ZM17 99V98H16ZM30 99V98H29ZM35 99V98H34ZM83 100V99H82ZM23 101V100H22ZM108 101V100H107ZM55 103H60L61 101H54ZM103 102V101H102ZM78 103V102H77ZM107 103V102H106ZM67 106H68V104H64V107L65 108H67ZM112 120V119H111ZM110 121V120H109ZM61 141H67V139H68V134H66V135H64L63 137H60L59 138ZM113 139V138H112ZM93 141V140H92ZM97 140H95V142H96ZM56 142H59V141H57V140H54L53 141V143H56ZM94 142V143H95ZM98 142V141H97ZM96 142V143H97ZM90 145V144H89ZM88 145V146H89ZM127 145V144H126ZM87 146V147H88ZM90 147V146H89ZM92 147V146H91ZM93 148H95L94 146H93ZM35 149V148H34ZM89 149V148H88ZM49 150H51V149H49ZM91 150V149H90ZM48 150H43V151H40L38 154L40 155V157L41 156H43L46 152H47ZM82 151V150H81ZM84 151V150H83ZM50 152V151H49ZM49 152H47L48 153V155H49ZM78 152V151H77ZM76 152V153H77ZM91 152H92V150H91ZM134 152V151H133ZM56 153H59V152H56ZM84 153V152H83ZM96 153V152H95ZM108 153H109V151H108ZM130 153V152H129ZM129 153H128V155H129ZM132 153V152H131ZM34 154V153H33ZM32 154V155H33ZM68 153H66L65 155H67ZM92 154H94L93 152H92ZM92 154L91 155H89L88 154V152H87V154H85L84 153V158L88 161H86L87 162V164L88 163H90L91 164V167H93L92 169L94 170V167H96L95 166V164H94V160L93 159H95V158H91V157H93L92 156ZM36 155H37V153H36ZM65 155L64 156H60L59 158L61 159V162L63 163V161H64V157H65ZM78 155V154H77ZM128 155H126V156H128ZM131 155V154H130ZM129 155V156H130ZM12 156V155H11ZM47 156V155H46ZM45 156V157H46ZM56 156V155H55ZM101 156H102V154H101ZM125 156V157H126ZM75 157V156H74ZM103 158L105 157V156H102ZM101 157V158H102ZM31 158V160L33 159L32 158V156L30 157ZM55 158V157H54ZM8 159V158H7ZM10 159V158H9ZM28 159V158H27ZM26 159V160H27ZM72 159V158H71ZM28 160H30V159H28ZM31 160H30V162H31ZM74 160H76V159H74ZM84 160V159H83ZM93 160V161H92ZM100 160V159H99ZM99 160H97V159H95V162L96 161H99ZM102 160V159H101ZM36 160H34L33 159V162H35ZM72 160H70V163L68 162V160H65L64 161V163L65 164H68V165H73L74 163H76V162H74V161H72ZM85 161V160H84ZM90 161V162H89ZM33 162H31V163H33ZM37 163H38V160L36 161ZM74 162V163H73ZM83 162V161H82ZM111 162V161H110ZM110 162H109V164H110ZM133 162V161H132ZM146 162V161H145ZM114 163V162H113ZM35 164V163H34ZM33 164V165H34ZM78 164V163H77ZM90 164H89V167H90ZM102 164V163H101ZM107 164V163H106ZM112 164V163H111ZM30 165H32V164H30ZM36 165V164H35ZM76 165V164H75ZM75 165H73V166H75ZM79 165H80V163H79ZM104 165V164H103ZM118 165H119V163H118ZM135 165V164H134ZM83 166V165H82ZM87 166V165H86ZM100 167H101V165H99ZM105 166V165H104ZM108 166V165H107ZM112 166V165H111ZM123 166H124V164H123ZM130 166V165H129ZM136 166V165H135ZM134 166V167H135ZM76 167H79L78 165L76 166ZM109 167V166H108ZM108 167L106 168V169H108ZM31 168H32V166H31ZM60 168H61V165H60V167L58 168V166L56 167V169H58V170H60ZM83 168V167H82ZM115 168L116 169H121V171H122V169H123V167L121 168V167H117V166H115ZM76 169H79V168H76ZM74 170V168H68L67 169V171L69 172V173H73V175L74 174H76V176H77V173L76 172H79V170L77 171V170ZM91 169V170H92ZM101 168H97L96 169V171L98 170H100ZM76 171V172H74V171ZM85 170V169H84ZM88 170V169H87ZM109 170V169H108ZM115 170V169H114ZM132 170V169H131ZM54 171V170H53ZM86 171V170H85ZM89 171V170H88ZM103 171V170H102ZM133 171V170H132ZM122 172H126L125 170H123ZM81 173V172H80ZM86 173V172H85ZM105 173V172H104ZM121 173V172H120ZM127 173V172H126ZM125 173V174H126ZM43 175V174H42ZM42 175H40L41 177H42ZM80 175V174H79ZM103 175H105V174H103ZM143 175H144V173H143ZM155 175V174H154ZM102 176V175H101ZM44 177V176H43ZM46 177V176H45ZM70 177V176H69ZM75 177V176H74ZM83 177V176H82ZM95 177H98V176H95ZM120 177V176H119ZM118 177V178H119ZM122 177V176H121ZM120 177V178H121ZM124 177V176H123ZM90 178V177H89ZM117 178V179H118ZM134 178H136V177H134ZM42 179V178H41ZM82 179V178H81ZM86 179V178H85ZM91 179V178H90ZM98 179V178H97ZM122 179V178H121ZM125 179L126 178H124V179H122L123 181H125ZM128 179V178H127ZM130 179V178H129ZM44 180V179H43ZM131 180H132V178H131ZM84 181V180H83ZM87 181V180H86ZM85 181V182H86ZM106 181V180H105ZM65 182V181H64ZM98 182V181H97ZM60 183V181H59V179H58V184ZM107 183V182H106ZM124 183V182H123ZM130 183V182H129ZM91 184V183H90ZM99 184H100V182H99ZM127 184V183H126ZM87 185V184H86ZM107 185V184H106ZM129 185V184H128ZM108 186V185H107ZM86 187V186H85ZM103 187H105V186H103ZM102 187V188H103ZM160 187H164V185L162 184V185H160ZM86 188H88V187H86ZM95 188V187H94ZM93 188V189H94ZM107 187H105V188H103V189H106ZM154 188V187H153ZM161 188V190H163ZM137 190V189H136ZM136 190H134V191H136ZM176 190V189H175ZM200 191V190H199ZM99 193V192H98ZM134 193V192H133ZM137 193V192H136ZM136 193H135V195H136ZM138 194V193H137ZM133 195V194H132ZM131 196V195H130ZM141 196V195H140ZM158 197V196H157ZM175 198V197H174ZM17 199V198H16ZM183 199V198H182ZM172 200H174V199H172ZM197 200V199H196ZM181 201V200H180ZM186 201V200H185ZM195 201V200H194ZM137 202V201H136ZM182 203H184V201L183 202H181L180 204H182ZM187 204V203H186ZM191 204H193V202L191 203ZM195 205V204H194ZM179 206V205H178ZM190 206V205H189ZM179 207H182V205L181 206H179ZM187 208V207H186ZM59 209V208H58ZM58 209H55L56 210V212L57 213H60V210L59 211H57ZM199 210V209H198ZM214 210V209H213ZM217 210V209H216ZM185 211H187V210H185ZM192 211V210H191ZM53 212H55V211H53ZM55 212V213H56ZM188 212H190V211H188ZM211 212V211H210ZM213 212V211H212ZM215 212H217V211H215ZM54 213V214H55ZM15 214V213H14ZM52 214V216H56V215H58L59 216V214ZM64 214V213H63ZM192 214H194V212H192ZM204 214V213H203ZM207 214V213H206ZM217 214H219V213H217ZM62 215V214H61ZM190 215H191V213H190ZM195 215V214H194ZM205 215V214H204ZM211 214H209V215H206L205 217H207V219L205 220V222L207 221L208 223H209V225L212 223V217L210 216ZM51 216V217H52ZM212 216H213V214H212ZM50 217V218H51ZM64 217V216H63ZM70 217H71V215H70ZM39 218H42V217H38V219ZM53 218V217H52ZM51 218V219H52ZM200 218V217H199ZM215 218V217H214ZM197 219V218H196ZM205 219V218H204ZM41 220V219H40ZM68 220V219H67ZM78 220H79V218H78ZM84 220V219H83ZM41 221H46L45 219H43L42 218V220ZM201 221V220H200ZM77 222V221H76ZM203 222V221H202ZM205 222H203V223H205ZM47 223V222H46ZM74 223V222H73ZM67 224V223H66ZM82 224V223H81ZM213 224V223H212ZM78 225V224H77ZM93 225V224H92ZM99 225V224H98ZM97 225V226H98ZM197 225H198V223H197ZM214 225V224H213ZM213 225H212V227H213ZM66 226V225H65ZM72 226V225H71ZM89 226H90V224H89ZM217 226V225H216ZM107 228V227H106ZM216 228V227H215ZM8 230V229H7ZM83 230V229H82ZM105 230V229H104ZM107 230V229H106ZM86 233H87V231H86ZM85 233V234H86ZM89 233V232H88ZM108 233V232H107ZM2 234V233H1ZM61 234V233H60ZM59 235V234H58ZM64 235V234H63ZM88 235V234H87ZM75 236V235H74ZM98 236V235H97ZM17 237H18V235H17ZM110 237V236H109ZM108 237V238H109ZM19 238H20V236H19ZM71 239V238H70ZM79 239V238H78ZM95 239L94 238H92V239H88V237H83V238H81V240L79 241V244L81 245V247L79 248V252L80 251H87V252H85V253H88V251L90 250V248L92 247V245L94 244L93 243V241H94ZM15 241V240H14ZM70 241V240H69ZM96 241V240H95ZM31 242V241H30ZM60 242H63V241H60ZM52 244V241L50 242L49 241V245H51ZM34 244V243H33ZM22 246V245H21ZM37 246V245H36ZM47 246V245H46ZM45 246V247H46ZM62 246H64L63 244H62ZM77 247H79V245H77ZM21 248V247H20ZM23 248H24V246H23ZM22 248V249H23ZM34 247H32V249H33ZM164 248V247H163ZM92 249V248H91ZM97 249V248H96ZM162 248H160L159 249V247L158 248H156V249H154V251L152 252V253H145L143 256H141L140 257V261L143 263V264H150V262L153 260H155V261H157L159 258H157V257H159L161 254L159 253L156 257H155V253L156 252H160V251H162L161 250ZM74 250V249H73ZM76 250V249H75ZM74 250V251H75ZM168 250V249H167ZM18 251V250H17ZM92 251V250H91ZM130 251V250H129ZM165 251V250H164ZM171 251H172V249H171ZM20 252V251H19ZM18 252V253H19ZM84 252H80V255L82 256L81 257V259H83V260H85L84 259V255H82ZM92 253V252H91ZM128 253V252H127ZM168 253V252H167ZM171 253V252H170ZM89 254V253H88ZM114 254V253H113ZM112 254V255H113ZM164 254V253H163ZM169 254V253H168ZM27 255V254H26ZM106 255V254H105ZM105 255H100L99 253H95V255H93V257H92V262H93V264H103V262L102 261H104L105 260ZM115 255H117V254H115ZM125 255V254H124ZM127 255V254H126ZM153 255V256H152ZM16 256V255H15ZM165 256V255H164ZM27 258H28V256H26ZM75 257V256H74ZM79 257V256H78ZM114 259H115V257L114 256H112ZM127 257H128V255H127ZM139 257V256H138ZM26 258V259H27ZM80 258V257H79ZM154 258H156V259H154ZM10 259V258H9ZM31 259V258H30ZM78 259V258H77ZM165 259V258H164ZM20 260V259H19ZM18 260V261H19ZM76 260V259H75ZM74 260V261H75ZM88 260H90V258L88 259ZM87 260V261H88ZM91 260L89 261V262H91ZM17 261V262H18ZM29 261H31V260H29ZM86 261V260H85ZM113 261V260H112ZM131 261H134V260H129L126 264H131ZM139 261V260H138ZM152 261V262H153ZM14 262V261H13ZM20 262V261H19ZM18 262V263H19ZM80 262V261H79ZM83 262V261H82ZM135 262V261H134ZM151 262V263H152ZM18 263H15V264H18ZM26 263V262H25ZM85 263V262H84ZM87 263V262H86ZM138 263V262H137ZM140 263V262H139ZM157 263H158V261H157ZM11 264V263H10ZM28 264H29V262H28ZM82 264V263H81ZM92 264V263H91ZM111 264H113V262L111 263ZM133 264V263H132ZM136 264V263H135ZM161 264V263H160ZM164 264V263H163Z\"/></svg>",
    "mask_w": 264,
    "mask_h": 264
}]
</instances>
